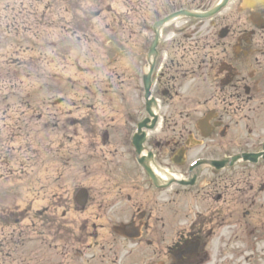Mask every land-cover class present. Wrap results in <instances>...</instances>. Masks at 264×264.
<instances>
[{
  "label": "rangeland",
  "instance_id": "obj_1",
  "mask_svg": "<svg viewBox=\"0 0 264 264\" xmlns=\"http://www.w3.org/2000/svg\"><path fill=\"white\" fill-rule=\"evenodd\" d=\"M171 1L181 10H199H178L174 22L161 26L164 37L158 39L161 60L156 67V55L148 59L153 36L144 28L159 9L155 0H0V250H4L0 264H115L117 256L134 244L120 233L109 231L111 242L118 240L123 249H114L107 259V249L102 248L107 227L111 226L107 207L111 205L114 221L131 219L132 214L140 212L134 207L138 206L136 201L143 193H154L156 189L146 182L135 184L144 178L139 169L131 167L134 159L128 150L108 154L107 127L113 132L114 126L118 134H113L108 149L120 152L119 130L128 125L123 116L144 115V102L137 101L138 88L143 91L139 74L147 73L153 63V68H159L157 78L160 71L164 73L158 87L170 91L164 97L160 95L164 107L157 112L163 122L153 131L154 136L150 132L148 137L159 142L169 161L166 146L172 129L177 133L186 126L182 117L187 113L192 122L199 121L196 114L202 108L191 107L190 112L183 113L185 102L179 98L182 93L171 98L178 94L172 90L178 86H172L175 81L171 78L182 76L177 77L178 67L172 66L167 56L183 52L200 57L197 60L205 58L203 50L209 44L190 38L192 29L195 35L201 29L207 30L203 28L206 20L215 22L219 15L233 18L235 9L232 0L218 10L213 9L217 0L208 4V0ZM160 11L166 12L161 7ZM174 30L180 32L169 41ZM213 55L217 57L211 54L206 59ZM209 93L206 96H213ZM241 106L245 111L248 108V104ZM166 116L173 120L166 123ZM256 122L261 123V119L256 118ZM194 134L200 138L196 128ZM118 178L121 182L127 179L131 186L117 191L114 186ZM214 178L213 173L206 174V191L214 190ZM225 180L235 181L237 175H228ZM81 190L88 195L85 205L78 203ZM159 192L158 203H154V212L162 213L157 215V244H145L141 254L134 251L129 258H121L126 264H141L148 257L154 264L175 261L163 249L178 238L175 234L184 228V220H177L175 225L167 218L169 192ZM57 195L62 196L60 201L54 200ZM184 195L175 194V198L182 200ZM148 196L142 199L151 201ZM258 202H264V193ZM231 207V203H221V216L200 225L202 234L197 233L198 242L194 243L197 246L188 253L181 252L179 256L184 259L176 264L181 260L183 264H264V219L229 218V212L237 211L236 205ZM181 214L186 216L185 212ZM233 223L243 225H234L240 232L231 237L233 246L217 251L216 236L221 228L233 229ZM232 252L237 260L231 258ZM197 254L209 260L203 263Z\"/></svg>",
  "mask_w": 264,
  "mask_h": 264
},
{
  "label": "flooded vegetation",
  "instance_id": "obj_2",
  "mask_svg": "<svg viewBox=\"0 0 264 264\" xmlns=\"http://www.w3.org/2000/svg\"><path fill=\"white\" fill-rule=\"evenodd\" d=\"M155 1L159 11L157 10L149 23L147 22L144 25L145 30L150 31L153 40L155 38L153 35L154 24L161 18L183 9L177 8L174 4L175 1L162 0L161 4L160 0ZM220 1L217 0L214 3V8L217 7ZM232 1L235 5V9L232 11H236L234 14L232 12L233 18L225 19L219 15L218 18L220 19L215 22L206 20L204 22L206 25L204 24L203 28L206 27L207 30L203 31L201 29L193 35L194 31L192 29L189 35L190 38H197L195 41L209 44L203 50L205 58L201 57V60H197L196 58L200 57H190L184 55L183 52H175L174 55L170 53L167 56V58L171 57L170 63L172 66L178 67L177 77L182 76L180 79L171 78L175 81L172 86H178L172 88L178 94H173L171 98H178L179 92L182 93L179 98L185 102V109L181 111L183 113L186 110L189 111L191 107L202 108L201 113L196 114L199 121L192 122L191 114L187 113L182 117L186 126L177 133L174 129H172L173 134L170 132V142L167 141L169 146H166V149L170 152V160L166 161L168 154L165 155V150L161 146L159 147V142L156 143L153 137H148L151 136L150 132L154 136L153 131H156L163 122V118L161 120L157 111L161 110L163 106L161 97H164L170 91V88L166 89L162 86L160 89L158 87L159 83L163 82L161 78L164 76V73L160 71L157 78L156 71H159V68L156 67L158 64L160 65L161 60L158 47L155 53L156 67L153 68L150 78L151 97L155 100L152 103V108L157 119L155 128L145 130V135H138L142 142L138 137H135L141 123L145 122L146 127H150L154 121V118L150 117L146 109L143 97L145 71L139 74L143 91L138 88L139 94L137 96L138 103L142 100L144 102V115L140 117L139 115H129L127 113L123 116L128 125L121 128L122 132L119 130L120 136H122L120 152L116 150L111 152L112 149H108L111 146L113 134H118L114 133L116 130L114 126L112 127L113 132L111 127H107L108 154L112 156L128 150L127 153L134 159L131 167H134V170L139 169L144 178L138 180L135 184L139 186L146 182L156 189L154 193H143L142 197L151 194V196H148L149 198L152 197L149 202L147 201L150 199H142L140 196L141 200L136 201L138 206H134L135 208L138 207L136 210H140V212L138 215L132 214L131 219L124 218L123 221H114L109 210L111 205L107 207L109 208L107 217L110 218L109 223L111 226L110 228L107 227V235L102 247L107 249V259L113 256L112 251L114 249L116 251H122L123 249L120 247L122 244H117L118 240L111 242L109 231L120 233V236H124L125 239L134 243L130 249L124 250L120 256H117L119 260H116L115 264H126L121 258H124V256L129 258L134 251L141 254L145 244L149 247L156 246L157 243L155 244L154 240L160 231L157 224V215L162 213L154 212V203H158L159 191L169 192L168 202L170 207L167 211V218L173 220L175 225L177 220H184V228L181 229V232L175 234L178 235V238L173 239L172 244L163 249V251L170 253L172 259L176 262L178 259H184L179 256L181 252L185 253L192 246H197L194 243L198 242V239L196 240L197 233L202 234V230L199 229L200 225L206 219H217L221 216L222 213L218 212L221 203L224 205L231 203L232 207L236 205L237 211L229 212V218L264 219V202H258L259 196L264 193V0ZM209 2L210 0L207 4ZM230 2L231 0H228L226 6ZM164 5L170 6L163 8ZM205 6L203 5V9ZM160 7L166 12L160 11ZM127 8L130 9V7ZM192 10L198 11L199 9L181 11L193 12ZM127 14H129L128 11ZM163 31L164 29L160 31V39L164 37ZM179 32L174 30V34L169 41L174 40ZM194 54L196 53L192 55ZM211 54H216L217 57L213 55L210 56V60H207L206 58ZM190 67H193L191 71ZM213 69L215 70L213 71ZM185 92H187V95H185ZM208 92L213 93V96H206ZM243 96H246L247 99L244 100ZM122 103L126 104L125 101H122ZM243 104H248L246 111L241 106ZM257 111L258 113H256ZM252 114L257 115L252 116ZM220 115H224L225 118L222 119ZM123 117L121 119H123L125 125L126 122ZM256 118H260L261 123L257 124ZM214 119H216L215 122H213ZM172 120L173 118H169V116L166 119L164 118L166 123ZM193 124L194 127H192ZM195 124H197L196 127ZM195 128L199 132L200 138L198 135L195 138ZM140 144L141 153L139 154ZM170 145L175 148H169ZM139 161L144 166L152 165L158 171L165 172L169 177L168 181L161 184L158 178L156 180L151 179L139 164ZM211 173L215 176V188L206 191V184L204 185L203 181H205L206 174ZM228 175H237V180H230L228 185L225 180ZM107 180L109 185L111 183L109 176H107ZM118 181V185L115 184L114 186L117 191H123L127 186H131L128 185L130 183L127 179L121 182L118 178ZM180 193L185 195L182 200L177 201L175 194ZM87 196L86 191H79L77 195L78 203L85 205ZM61 199L62 196L57 195L54 200L60 201ZM151 203H153V206L150 205ZM177 203H180L179 207H176ZM192 204H194L193 207ZM181 212H185L186 216L183 217ZM230 225L233 229L228 228L230 231H224L221 228V232L216 236L214 245L217 251L223 252L233 246L231 237L240 232L234 225L242 224L233 223ZM241 227L243 228V225ZM94 238H97L96 234ZM123 247L125 248L124 244ZM175 247L178 248V253H175L177 250L174 252ZM0 253H4V250H0ZM230 255L233 260H237V255H234V252ZM186 256L189 257L190 255L186 254ZM199 258L198 260L203 263L209 260L206 255H199ZM175 261L170 264H176ZM143 262H145L144 264H154L153 261L150 262L149 257ZM107 263L111 264L110 261ZM178 264H183V260ZM188 264H191V262H188Z\"/></svg>",
  "mask_w": 264,
  "mask_h": 264
},
{
  "label": "water",
  "instance_id": "obj_3",
  "mask_svg": "<svg viewBox=\"0 0 264 264\" xmlns=\"http://www.w3.org/2000/svg\"><path fill=\"white\" fill-rule=\"evenodd\" d=\"M227 3V0H224V2H223V5H225ZM222 5V6H223ZM185 15H188V14H185ZM190 15V14H189ZM175 17H176V14L175 15H172V16H170V17H168L167 19H164V20H162V21H160L159 23H157L156 25H155V40H154V42H153V44L151 45V48H150V51H149V58L151 59V58H154V56H155V53H156V47H157V45H158V42H159V32H158V30H157V25L158 24H160L161 26H163L165 23H167V22H171L173 19H175ZM159 29V28H158ZM151 61V60H150ZM153 63H151L150 64V67H149V72H148V74H147V76H145L144 77V84H145V98H146V100L148 101L149 100V97H150V76H151V74H152V69H153ZM153 102V100H151V101H148V107L150 106V104ZM148 107H147V109H148ZM149 111V115L151 116V117H155V115L153 114V112L151 111V109H149L148 110ZM140 149H141V144H140ZM139 149V150H140ZM147 170H148V172H149V174L152 176V174H151V171H149V168H146Z\"/></svg>",
  "mask_w": 264,
  "mask_h": 264
},
{
  "label": "bare ground",
  "instance_id": "obj_4",
  "mask_svg": "<svg viewBox=\"0 0 264 264\" xmlns=\"http://www.w3.org/2000/svg\"><path fill=\"white\" fill-rule=\"evenodd\" d=\"M161 25L160 24H158L156 27H157V29L160 27ZM159 32V31H158ZM160 33V32H159ZM157 49V48H156ZM148 72H149V70H148ZM150 109H151V107H150ZM148 110H149V107H148ZM154 118V121H153V123H151V125H150V128H147L146 127V124H145V122H143V123H141L140 124V126H139V129L137 130V137H138V139L139 140H141V142H142V139L139 137L140 135H142V134H146V131L145 130H150V129H154L155 128V123H156V118L155 117H153ZM139 135V136H138ZM145 137V136H144ZM139 142V141H138ZM151 169H153V171L155 172V176L158 178V180H159V182L162 184V183H164V182H166V181H168V179H169V177L167 176V174L165 173V172H162V171H158V169H156V168H149V171L151 170ZM160 184V185H161Z\"/></svg>",
  "mask_w": 264,
  "mask_h": 264
}]
</instances>
